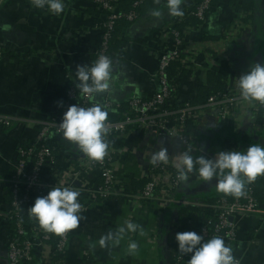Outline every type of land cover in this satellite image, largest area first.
<instances>
[{"label":"crops","instance_id":"0c3cea01","mask_svg":"<svg viewBox=\"0 0 264 264\" xmlns=\"http://www.w3.org/2000/svg\"><path fill=\"white\" fill-rule=\"evenodd\" d=\"M197 3L184 0L181 6L185 15L170 17L166 0H161L135 22L119 23L120 46L113 51L118 64L116 92L111 99L122 107L109 112L108 119L121 116L131 99L149 97L158 90L154 79L158 55L170 45L169 32L174 27L184 37L183 56L187 60L177 75L174 101L194 100L213 67L222 65L225 73L222 82L231 87L251 63L264 62V0H254L251 17L239 12L230 0H219L206 20L196 24L188 15ZM65 4L66 11L54 16L46 10L34 9L31 0H0V48L4 55L0 61V114L22 122L12 130L0 128V264H9L12 223L7 218V180L17 160V150L35 139L38 127L33 122L46 121L60 111L59 105H63L68 89L76 88L77 66L95 61L100 43L103 18L92 0H65ZM157 9L163 13L160 18L151 15ZM240 26L237 39L231 41V31ZM230 120L232 132L241 137L243 150L257 142L264 146V132L257 128L253 115L234 113ZM218 126L208 119L200 126L191 125L188 136L199 149L212 151L214 147L218 152L227 143ZM53 142L60 148L55 164L50 167L49 180L57 179L70 163L85 157L68 141L55 138ZM126 142L123 149L118 145L120 155L115 161L122 187L117 185L116 194L104 200L91 201L88 211L81 213L85 219L80 227L70 232L66 253L59 262L37 250L32 264H174L173 246L167 236L177 219L174 214L170 220L164 209L216 192L217 181L206 183L192 175L178 196L181 200L178 205L163 207L157 201L141 202L134 198L139 191L132 181L149 175L151 154L166 148L169 163L174 166L180 150L167 136L155 139L150 135H130ZM261 206L264 210V205ZM126 220L142 225L145 236L129 234L120 245L101 248L98 244L101 236L115 231ZM203 222L204 217L199 214L194 226ZM234 222L236 241L231 246L235 257L240 264H264V215ZM129 239L139 244L135 256L127 252Z\"/></svg>","mask_w":264,"mask_h":264},{"label":"built area","instance_id":"2783aa9c","mask_svg":"<svg viewBox=\"0 0 264 264\" xmlns=\"http://www.w3.org/2000/svg\"><path fill=\"white\" fill-rule=\"evenodd\" d=\"M145 1L134 0L133 6L139 7ZM113 2L114 0H92L103 18L100 25L101 38L95 60L101 54L113 58L112 45L116 27L123 21L133 23L139 18L135 11H120ZM213 5L214 0H202L188 16L203 23ZM240 28L241 26L235 27L231 31V41L237 39ZM169 33L171 43L159 52L158 70L154 75V79L158 83V90L149 97L131 99L121 116L117 115L113 119H108L110 146L108 155L103 162H94L84 157L82 161L70 163L57 179H48L50 167L55 164L60 148L58 145L55 146L53 140L59 138L61 142H66L57 126L62 122L68 107L72 105L90 107L101 102L108 107L110 113H113V111L121 109L122 105L114 102L111 97L85 96L79 93L75 87H70L64 105L57 115L46 121L32 123L38 127L35 139L18 148L17 160L12 166V173L7 180L10 199L7 218L12 223L8 242L9 264H31L35 259L37 250L42 251L47 257H56L57 262L64 257L70 232L62 236L46 233L40 228L38 222L30 217L28 210L33 206L36 198L46 196L54 186L71 185L79 190L81 195L87 197L88 203H81V213L88 211L91 201H96L99 197L108 198L116 194L117 185L119 188L122 187L118 183L115 168V161L120 155L117 149L119 146L122 149L126 147V141L130 135H150L155 139L167 136L176 143L180 153L191 149L193 154L198 151L205 154L188 136L191 125L200 126L208 119L213 120L217 125L227 124L234 113L255 115L264 119V106L241 100L236 87L237 79L231 87H228V91L210 97L207 103L203 105H194L189 102L175 103L177 87L171 83L168 71L173 63L181 61L185 66L187 60L183 56L184 37L182 33L175 27L170 29ZM3 57V51L0 48V61ZM21 123L15 118L0 114V127L4 129H11ZM207 157L212 159L215 155H207ZM98 180H101L99 186ZM182 186L183 184L177 179L175 167L169 162L155 166L151 164L150 180L143 191L134 198L141 202L157 201L163 207L178 205L180 201L176 200V192ZM253 186L254 183L252 182L249 184L246 195L234 201L221 198L214 203L184 202L186 206L191 204L198 206L201 211L218 213L215 222L206 218L201 224L200 231H192L202 235L204 239L220 236L224 238L227 244H233L236 241L234 222L236 219H243L252 215H264L261 204L255 199ZM178 228V222H173L167 236L169 242L172 241L174 246L177 245L175 236ZM183 257L190 260L191 255H184ZM174 264H176V260Z\"/></svg>","mask_w":264,"mask_h":264},{"label":"clouds","instance_id":"9594fccd","mask_svg":"<svg viewBox=\"0 0 264 264\" xmlns=\"http://www.w3.org/2000/svg\"><path fill=\"white\" fill-rule=\"evenodd\" d=\"M184 0H166L167 14L170 17H183ZM37 10H46L48 14L60 16L66 11L65 0H31ZM152 16L160 18L163 13L154 10ZM118 64L107 55H99L91 64L77 66L74 77L75 86L85 96L112 97L116 92L115 81ZM236 87L242 101L264 106V62L251 63L246 72L237 79ZM60 107L63 105L60 104ZM108 107L97 102L90 107L72 105L64 113L58 129L63 138L76 150L94 162H103L109 151ZM169 155L166 148L151 154L152 165L167 164ZM177 179L184 185L193 174L196 178L211 182L216 180L214 188L218 193L234 198L246 195L249 184L264 175V146L259 142L251 144L246 150L218 151L212 159L202 155L194 156L188 149L174 158ZM81 192L75 187L54 186L46 196L35 199L28 210L40 228L49 234L62 236L80 227L85 217L81 214ZM129 234L145 236L142 225L126 220L115 231L101 236L98 244L101 248L120 245ZM181 258L191 255L188 264H240L231 245L224 238L212 236L207 240L194 231L178 232L175 236ZM139 244L128 240L127 252L135 256Z\"/></svg>","mask_w":264,"mask_h":264},{"label":"trees","instance_id":"16d2710c","mask_svg":"<svg viewBox=\"0 0 264 264\" xmlns=\"http://www.w3.org/2000/svg\"><path fill=\"white\" fill-rule=\"evenodd\" d=\"M159 1H161V0H146L144 2V4H142L139 7L133 6L134 0H114L113 4L122 12L135 11L136 13H138L139 18H140L143 13L153 10ZM217 1H219V0H214V4H216ZM197 2H198L197 4H199L200 2H202V0H197ZM230 2H231V4H236L237 8L240 10L239 12L243 13V15L248 16V17L252 16V10L255 7L254 0H230ZM193 9H195V8H193ZM103 17H104V14H103ZM193 19H194V22L196 24L200 23L196 18L193 17ZM121 23H123L125 25L128 24V22H126V21H123ZM118 30H119V25L116 27V31L114 33L112 52L115 50H119L118 48L120 46V43H119V41H117ZM116 46H118V47H116ZM112 57L115 61L116 60L115 56L112 55ZM183 66H184V64L181 61H178V62L173 63L171 65L169 71H168V76L171 80V83L174 86H177V80H178L177 75L181 73L180 70ZM221 66L222 65H220V67H217V66L213 67L211 69V71L207 73L206 81L200 87V89L198 91V95L196 96V98H194V100L186 101V102L192 103L194 105H203V104L207 103V101L209 100L210 97L217 95V94H223L226 91H228V87L225 85V82L224 83L222 82V80L224 79L223 76H225V73L223 72V68ZM186 102L180 101L179 99L175 100V103L183 104ZM63 105H64V103H63ZM58 113L54 114L53 116L57 115ZM253 116H254V120L256 121L257 128L262 130V132H264V119L258 118L255 115H253ZM15 127L16 126H14L13 128H15ZM218 127L222 128V134L224 135L225 141H227L226 145L221 148L222 150L218 149L219 151L230 150L233 148L243 150L242 149L243 144H242L241 137H239L238 135H235L232 132L233 127H232L231 120L227 124H222V125H219ZM0 128H2V127H0ZM13 128H11V129L2 128V129L12 130ZM201 150L204 151L205 154L200 153V151H198L197 153H194L193 155L194 156L202 155V156L208 158L207 155H214L217 153L216 149L214 147H213L212 151H205L203 149H201ZM150 169H151V166H149V175L147 177L143 178L142 180H133L132 181V186L134 187V189L136 191H139V193H141L143 191V189L145 188V186L147 185V183L150 180ZM193 175H195V174H193ZM97 183L101 185V180H98ZM253 183H254V186H253L252 190L254 191L255 199L261 205H264V175L258 177ZM183 186H184V184H183ZM183 186L180 190H178L176 192L177 197L180 195L181 190L183 189ZM248 188H249V185L247 186L246 191L248 190ZM8 194H9V192H8ZM221 198H226L228 201H234L235 199H237V198H234L230 195L225 196L224 194L218 193L216 191V192H212L210 194H206V195L201 196V198H199L198 201L190 199L187 202L188 203H196V202H198V203H205V202L214 203ZM79 199H80L81 203H84V204L88 203V198L85 197L84 195H81ZM99 200H104V198L99 197ZM9 206H10V199H9ZM164 210L166 211V215L170 220L173 219L172 217L175 214V218L177 219V222L179 225L178 232H186L188 229L200 231L202 223H198V226H194V220L199 214H201L204 217V220L207 218V219H210L212 222H215L217 220V216H218V213H214L212 211H201L198 206L193 205V204L188 205V206L182 205L179 207L178 206H172L169 208H165ZM205 240H207V239H205ZM173 252L175 255L174 261L176 260V264H188V261H189L188 258L182 257L181 259H179L180 254L178 252V245L175 244Z\"/></svg>","mask_w":264,"mask_h":264},{"label":"water","instance_id":"95a60500","mask_svg":"<svg viewBox=\"0 0 264 264\" xmlns=\"http://www.w3.org/2000/svg\"><path fill=\"white\" fill-rule=\"evenodd\" d=\"M115 61H116V60H115ZM176 200H177V201H181L179 197H176Z\"/></svg>","mask_w":264,"mask_h":264},{"label":"bare ground","instance_id":"6f19581e","mask_svg":"<svg viewBox=\"0 0 264 264\" xmlns=\"http://www.w3.org/2000/svg\"><path fill=\"white\" fill-rule=\"evenodd\" d=\"M170 243H171V246H174V243L172 241H170Z\"/></svg>","mask_w":264,"mask_h":264},{"label":"rangeland","instance_id":"374dc122","mask_svg":"<svg viewBox=\"0 0 264 264\" xmlns=\"http://www.w3.org/2000/svg\"><path fill=\"white\" fill-rule=\"evenodd\" d=\"M173 225V224H172Z\"/></svg>","mask_w":264,"mask_h":264}]
</instances>
